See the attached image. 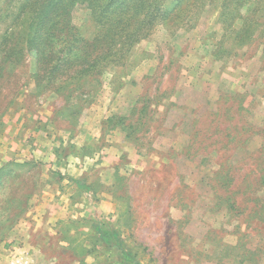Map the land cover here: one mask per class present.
Returning <instances> with one entry per match:
<instances>
[{"label":"rangeland","instance_id":"rangeland-1","mask_svg":"<svg viewBox=\"0 0 264 264\" xmlns=\"http://www.w3.org/2000/svg\"><path fill=\"white\" fill-rule=\"evenodd\" d=\"M34 2L0 0V264H264V0H56L32 46Z\"/></svg>","mask_w":264,"mask_h":264},{"label":"trees","instance_id":"trees-1","mask_svg":"<svg viewBox=\"0 0 264 264\" xmlns=\"http://www.w3.org/2000/svg\"><path fill=\"white\" fill-rule=\"evenodd\" d=\"M56 0H35L33 7L46 3L43 9H30V14L26 18L27 35L25 37L28 45L34 46L37 42L39 31L43 28L45 19L48 16L51 8L54 6Z\"/></svg>","mask_w":264,"mask_h":264},{"label":"crops","instance_id":"crops-1","mask_svg":"<svg viewBox=\"0 0 264 264\" xmlns=\"http://www.w3.org/2000/svg\"><path fill=\"white\" fill-rule=\"evenodd\" d=\"M85 158V157H84ZM104 158H106V159H104ZM91 159V158H90ZM103 159H104V161L106 160V161H108V162H111V163H114V165L116 164V157L114 156V155H112V156H110V155H107L106 157H103ZM86 162H85V160L84 161H82V162H79V164H74V169H73V173H74V175H76V176H74V178H76V177H79V176H81L83 173H85L84 172V164H85ZM104 164H105V162H103ZM90 185H92V184H90ZM58 193L60 194V192L58 191ZM70 197H71V195L69 194L68 196H67V201L70 199ZM60 199H64L65 200V197L64 196H61L60 197ZM102 200H103V198L101 199V200H99L98 201V203H100V202H102ZM71 203L72 202H70V204H69V206L71 205ZM97 203V204H98ZM58 204L59 203H55V205L58 207ZM100 205V204H99ZM102 216H104L105 214H101Z\"/></svg>","mask_w":264,"mask_h":264}]
</instances>
